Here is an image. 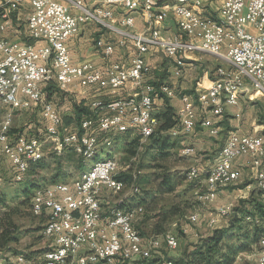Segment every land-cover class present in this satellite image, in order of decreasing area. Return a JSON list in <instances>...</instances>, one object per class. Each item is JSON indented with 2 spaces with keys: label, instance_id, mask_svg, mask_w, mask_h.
Instances as JSON below:
<instances>
[{
  "label": "built area",
  "instance_id": "1",
  "mask_svg": "<svg viewBox=\"0 0 264 264\" xmlns=\"http://www.w3.org/2000/svg\"><path fill=\"white\" fill-rule=\"evenodd\" d=\"M27 1L30 12L27 18L29 37L33 44L11 43L0 39V86H7V93H0V104L9 110L0 123V146L10 162L14 180L22 181L29 159L43 156L42 140H51L53 151L60 155L64 143L78 142V149H72L81 158L87 151L97 147L98 141H105L108 134L137 133L140 144L149 140L159 125L153 121L155 101L153 92H161L167 98L178 96L181 106L177 110L179 124L171 134L190 135L197 128L208 129L216 136L212 119L202 114L222 116L227 107L241 104L239 95L233 94V87L248 90V98H256L258 82H264V0H217L213 10L209 0H191L190 11H183V4L176 0H95L89 7L85 0H2L0 20L3 30L9 24V14ZM133 8V15L118 18V10ZM139 8H147V15H140L148 29L135 31V18ZM207 17H218L224 22V29L206 25ZM93 21L114 34L117 42L106 38L95 42L96 49L106 59L101 68L90 62L75 64L72 61L68 41L75 36L83 22ZM173 21L177 28L174 35H166L167 23ZM44 42L45 45H37ZM132 44L134 55L126 62H112L116 46ZM37 43V44H36ZM153 50L159 51L175 61L172 75L180 79L188 55L208 51L219 54L226 66L214 71V83L208 87L197 83L195 94L177 89V82L155 87L148 79L151 67L146 56ZM16 66L14 76H5V68ZM55 86L60 91L72 86H105L114 92L128 90L129 95L115 102L92 104L93 112L82 116L74 127L64 123L56 104L47 97L45 88ZM172 86V87H171ZM39 109L42 124L29 126L28 130L12 134L13 113L18 110ZM240 114H237L239 117ZM123 123H130V130H123ZM37 130L36 133L32 132ZM31 131V132H30ZM263 134H241L230 132L224 146L227 154L221 156L219 167H212L211 178L205 179V193L199 199L211 202L219 189L240 181L241 172L234 162L244 156L252 159L256 169V188L264 196V147H259ZM193 147H185L181 154H194ZM115 159L112 163H117ZM100 168L93 179H101V187L91 189V183H66L50 185L35 191L31 209H39L45 216L42 236L55 247V255L29 258L26 254H10L8 261L15 264H124L125 261L150 259L152 250L158 248L159 240L146 241L135 228L134 222L144 213L133 210L132 214L115 213L105 215L96 208L97 197L114 194L116 174L109 175V165ZM193 168L195 178L197 167ZM133 192L137 174L132 173ZM119 200L118 203H123ZM231 211L224 206L217 209L211 219L216 223L219 217H228ZM258 217H256V220ZM196 223L194 214L189 219ZM165 243L171 249L178 246L176 237L167 234ZM80 249H93V257L79 258ZM257 264H264L263 245L258 246ZM161 264H176L164 260Z\"/></svg>",
  "mask_w": 264,
  "mask_h": 264
},
{
  "label": "rangeland",
  "instance_id": "2",
  "mask_svg": "<svg viewBox=\"0 0 264 264\" xmlns=\"http://www.w3.org/2000/svg\"><path fill=\"white\" fill-rule=\"evenodd\" d=\"M209 4L213 10H215L219 3L217 0H209L208 5ZM127 45L132 47L130 42H127ZM129 53L131 54L132 52ZM195 55H197L201 62L200 64L203 65L202 67L200 66L199 77L203 73L202 69L204 66L207 67L210 74L211 71H215L214 69L218 66H226L225 62H223V57L219 60L217 57L208 55L204 52L195 53ZM130 57H132V54ZM170 65L173 66L174 64L167 59L163 61V71L161 72L163 73V78L167 77L168 67ZM189 66H186L185 69L195 68L194 65L191 67ZM170 78L169 81L165 79L167 81L166 84L172 85L173 81L178 84V82L184 78V75H182L180 79H174L171 76ZM208 85L209 83L206 81L205 86ZM259 89L260 88H258V90ZM240 91L241 90H239L236 95L240 96L241 94H246L244 91ZM54 92H58L59 94L62 93L59 89H53V93ZM64 95V97L69 100V97H66V94ZM61 96H63V94H61ZM254 97L256 98H253L254 100L252 101L243 97L241 98V103L255 105L260 111L259 116H264V98L260 97L259 94ZM52 101L56 104L62 118L64 117L63 114L69 112L66 109L69 107L68 103L73 107L76 102L74 98L70 99L66 102L67 105L65 107L63 105L65 104L64 99H58V96L53 98ZM60 109H64L65 111L61 112ZM7 110H9L7 107L0 104V123L4 119ZM32 110H36L34 112L36 117L27 121L25 115ZM39 124H42L39 109L18 110L13 113L12 130L16 128L21 131L23 129L28 130L29 126L33 128V126L37 127ZM131 135V133L106 135L105 141L98 142L96 158L103 160L108 157L116 158L122 168L123 166L130 164L129 173L137 174L135 185L139 188V191H132L130 188V186L133 185L132 181L131 183L125 184L121 189L115 188L114 194L106 193L105 197H99L101 209H103V213L108 216L114 207L117 209L127 206H142L144 213L134 222L135 228L146 241L159 240L158 248L152 250V257L150 259L145 260L134 258L133 260L125 261L124 264H151L153 260H159L157 264H161L164 260H171L173 262L177 261L181 259L187 251H192L196 245L200 244V240L207 237L212 228L218 224L211 222L213 217L209 214L213 213V215H217V209L219 208L218 193L222 188L217 192L214 201H201L199 195L205 193L204 181L206 174L203 173L200 178L198 177L195 181H189L186 175L188 170L192 167H197L201 170L205 169L202 165L204 160L208 159L211 163L206 169H209L219 154L216 155L213 152L198 151L193 146H190L195 149L192 156H188L189 154H181V151L185 146L181 145L178 140L180 134L178 136H173L171 132L169 138L170 148L168 150L164 152H161L159 149L148 151L147 148L149 146V141L140 144V138L138 135V144L131 146L133 138L135 139V137H132ZM41 146L42 149H44L42 159L45 160L46 168L37 170V175L34 177L36 181H33V183V177L28 171L29 164L27 165L28 172L26 171L23 180L20 182L14 180L13 168L4 156L0 146V223L5 226L11 224V228L16 230L18 236L17 242L8 244L4 247V250H0V264H15L14 262L8 261V255L10 254L21 255L22 252H40V254H34L35 257L33 258H40L43 255V253L49 248V242L41 233L46 218L45 216H38L32 213V196L35 191L40 188H46L50 185H56L59 183L73 182L96 161V158L90 161H84L71 149L65 150L69 152L71 151V157L68 155L57 157L53 154L54 151L51 140H42ZM133 149H137L138 152H136L137 158H133V163L131 164L130 160L136 153L131 155L128 151H133ZM200 156H203V161L201 162L199 161ZM194 158L195 161L190 160ZM196 159L199 160L196 161ZM80 163L83 164L82 168L79 167ZM215 164L213 166H215ZM138 172L140 173L138 174ZM169 174H176L179 178L186 176V179L184 178V180H182V177L181 183L174 187V191L164 192L162 191L161 184L164 181V176H169ZM59 175L60 178L56 182L51 181L53 176ZM255 191H257V197L260 198L261 192L257 188ZM119 200H123L124 202L118 203ZM250 207L255 210L253 205H250ZM248 210L251 209L249 208ZM193 214L198 215V221L196 223H192L189 220L190 216ZM231 214H233V211ZM222 218L224 217H219L218 220L220 221ZM229 218H231V215L228 216V219ZM226 222L227 221H224V223ZM245 222H249L247 221V218L245 219ZM251 228L252 227L249 224H245L243 227V225L239 223L236 225L235 229L228 233L226 239H224L222 246L225 244L235 245L233 251L230 253L233 264H257L256 256L260 236L254 240L252 236L247 238L245 233L247 231L250 232ZM167 234H172L176 237L178 241L177 248L171 249L167 246L164 240V237ZM243 246L244 248L241 249ZM225 251L227 252L226 249ZM218 257V255L215 256V259Z\"/></svg>",
  "mask_w": 264,
  "mask_h": 264
},
{
  "label": "crops",
  "instance_id": "3",
  "mask_svg": "<svg viewBox=\"0 0 264 264\" xmlns=\"http://www.w3.org/2000/svg\"><path fill=\"white\" fill-rule=\"evenodd\" d=\"M157 1V0H155ZM85 3L89 7L95 6V0H85ZM180 0H176V4H180ZM2 4V0H0V6ZM142 8H139V15H136L135 18V31L136 32H143L148 29V23L140 16L142 15ZM30 12V6L27 1H24L20 8L16 11H12L9 14V24L5 26L3 30L0 29V39L6 40L11 43H18V44H33L35 41H33L29 37V32L27 28V18L28 14ZM127 10H118V18H121L124 13H126ZM133 15V12L131 13ZM214 20L220 22V18L218 17H210ZM3 24V22L0 20V25ZM177 32V28L175 26V23L173 21H169L166 26V30L164 31V34L166 35H174ZM106 38L110 42H117V37L106 31L104 28H102L99 24L93 21L83 22L80 24L79 29L74 37H72L67 45L71 52L72 61L75 64H80L82 62H90L93 64L95 68H101L106 62V59L102 56V54L96 49L95 42L98 39ZM37 44V43H36ZM37 45H45L44 42H39ZM132 52V56L134 55L133 48L131 46H124L119 47L116 46L115 54L109 58V61L114 62H126L128 61L130 57V53ZM208 54V51H201V53ZM217 57L219 60L222 59L221 55L219 54H208ZM169 60L171 63L175 64V61L173 59H170L166 57L164 54L160 53L159 51L153 50L150 54L146 56V61L151 67V73L148 76V79L152 82H160L161 84L166 83L171 78H173L172 71L174 65H170L168 67V73L167 77L163 78V61ZM197 55L190 54L188 55V59L185 62V66L183 69V75L184 78L178 82L177 89L182 92L191 93L194 94L197 90V83L201 82L203 86H205L206 81L211 83L213 78H211L212 71L210 74V71L207 70V67L204 66L202 69V75L199 77V69L200 66L203 65L200 64ZM190 65V66H189ZM192 65L195 66V68H188L185 69L186 66L191 67ZM198 67V68H197ZM197 71V72H196ZM155 73V74H154ZM170 73V76H169ZM199 77V78H198ZM214 77V76H213ZM197 78V79H195ZM167 81H166V80ZM175 82V81H173ZM172 82V83H173ZM208 85V86H209ZM205 86V87H208ZM239 90L244 91L246 94H241L239 96V99L246 97L248 100L252 101L253 98H248V90L245 88L237 87V94ZM240 91V92H241ZM259 92H263L262 90H258ZM59 92V91H58ZM54 92L53 90L48 93V98L50 100H53L56 96H58V99H64L63 104L66 107V102L70 99H75V104L73 107L70 106L66 108L69 112L67 114H63V121L66 125L74 127L78 124L79 119L76 115V108L83 107L85 108V114H91L94 110L92 108V104L96 102H101L103 104H109L112 102H115L119 98H125L129 95L128 90H122L119 92H114L110 90L109 88L105 86H93V87H79V86H72L68 88L67 90L62 91V93ZM63 94V96H61ZM64 94H66V97H69V100L65 98ZM155 109L157 113L163 110L164 103L163 99L161 97L155 98ZM170 105L174 108V110L177 112L178 108L181 106V102L178 98V96L174 98H170ZM245 105V106H244ZM61 112L65 111L64 109H60ZM36 110H32L27 112L25 115L27 121L31 118H35L34 112ZM157 113H153V115H157ZM259 109L256 108L253 104H243L241 103L238 107H227L224 110V113L222 116L216 117L212 116L210 114H202L203 118H210L213 121V124L217 128L216 136H211L208 129L203 128H197L194 130V132L190 135L181 134L179 135L178 140L180 141L181 145H184L185 147L193 146L198 151H204V152H213L214 154L218 155L222 149V147L225 144V141L232 131H238L241 134H263L264 135V123L261 121V116H259ZM237 114H240L239 117H237ZM84 116V115H82ZM81 116V117H82ZM68 117V118H66ZM220 133V134H219ZM132 137H137V133H131ZM264 137V136H263ZM134 139V138H133ZM222 140V142H221ZM189 156V155H188ZM183 157V156H182ZM203 156H200V160L196 159V161H203ZM218 156L214 160V163L210 166V168L215 164ZM191 161H195L194 159H190ZM210 160H204L203 167L205 169L201 170L199 169V178L200 176L205 173V179L207 178L209 169H206V167L210 164ZM264 165V160H263ZM234 167L237 168L241 172V179L239 182L229 185L226 187H223L221 191L218 193V207L224 206V208L231 211V208L240 207L243 202H246L244 204V207L247 209H251L249 211H252L254 213V218L251 217L250 220H255L257 217V214H255V210L250 207V205H254L247 203L251 199H256L257 201L264 203V196L261 192L260 198L257 197V191L255 186V180H256V169L253 167L252 159L249 156H244L239 159H237L234 162ZM206 172H205V171ZM199 180V179H198ZM257 197V198H255ZM220 205V206H219ZM217 207V208H218ZM216 208V209H217ZM224 209V210H226ZM227 210V211H228ZM210 216L214 217L213 213L209 214ZM233 214H231L232 218ZM228 217L222 218V220H217L216 223H218L216 226H214L211 230V232L216 228H223L228 225L229 220L231 219ZM213 219V218H212ZM225 219V220H224ZM224 221H227L224 223ZM255 220V222H257ZM215 223V224H216ZM224 223V224H223ZM259 224H262V222H259ZM210 232V233H211Z\"/></svg>",
  "mask_w": 264,
  "mask_h": 264
},
{
  "label": "trees",
  "instance_id": "4",
  "mask_svg": "<svg viewBox=\"0 0 264 264\" xmlns=\"http://www.w3.org/2000/svg\"><path fill=\"white\" fill-rule=\"evenodd\" d=\"M215 70V69H214ZM213 73L211 75V78H213ZM162 81L160 82H152V84L155 87H159L161 85ZM53 89H58L55 86H47L45 88V92L48 93L51 92ZM191 94V93H189ZM163 99L164 107L163 110L157 113L156 118L159 121V125L156 128L154 134L149 138V146H148V151L154 150V149H159L161 152H164L170 148V131L174 128H176L179 124V119L177 112L174 110V108L170 105V98H167L163 95H161V92H153V99L159 98ZM76 115L77 118L80 119L82 118V115H87L85 114V108L83 107H77L76 108ZM78 121V122H79ZM261 121L264 122V116H261ZM24 129L21 131L20 129H11V133H20L23 132ZM31 132V131H30ZM32 132L36 133L37 130H33ZM139 137V136H138ZM138 137L132 140L131 146L134 144H138ZM137 146V145H136ZM138 149V147H137ZM137 149H133V151L129 150V154L133 155L136 152H138ZM65 151V150H64ZM71 151H65L60 155H57L55 152L53 154L57 157H63L65 155H68L71 157ZM131 158V157H130ZM137 158V153L131 158ZM97 159V158H96ZM130 160V161H131ZM133 162H131L132 164ZM28 164H26L27 166ZM79 167L82 168L83 164H79ZM45 160L44 159H39V160H29V168L28 171L32 175V183L33 181H36L34 178L37 175V170H42L45 169ZM27 171V169H26ZM27 171V172H28ZM187 176V175H186ZM186 176L178 177L176 174H169V176H164V181L161 184L162 185V191L164 192H171L174 191V187H176L178 184L181 183L184 178L186 179ZM60 178L59 176H53L51 178L52 182H56ZM117 179H122L125 184L131 183L132 181V176L125 174L122 176L117 177ZM182 179V180H181ZM161 192V191H160ZM244 204L246 202H243ZM240 207H235L233 208V216L229 220L228 225L223 228H216L214 229L207 237L202 238L200 240V244L196 245L195 248L192 251H187L183 257L177 261H174L176 264H233V260L230 257V253L233 251V247L235 245L233 244H225L222 246V243L224 239H226L228 233L235 229L236 225L241 223L243 227L245 224L251 225V231H247L245 234L247 238L249 236L253 237L254 239H257L258 236L262 237L264 235V203H261L257 201L256 199H251L247 203H254V208H255V214H257L258 221L255 222V220H250L249 222H245V219L248 217L251 219L254 218V213L252 211H249L246 207H244V204ZM240 215V216H238ZM249 220V219H248ZM259 222H262V224H259ZM9 225V226H8ZM4 225L0 223V250H4L5 246L11 243H15L18 241L17 239V233L14 228H11V224ZM11 225V226H10ZM249 229V228H247ZM259 237V238H260ZM222 247V248H221ZM244 246L241 248L243 249ZM227 250V252L225 251ZM26 254L29 258L35 257L34 254H40V252H22ZM19 254V253H17ZM22 255V254H21ZM219 256L217 259H215V256ZM148 260V259H147ZM159 260H153L151 264H157Z\"/></svg>",
  "mask_w": 264,
  "mask_h": 264
},
{
  "label": "bare ground",
  "instance_id": "5",
  "mask_svg": "<svg viewBox=\"0 0 264 264\" xmlns=\"http://www.w3.org/2000/svg\"><path fill=\"white\" fill-rule=\"evenodd\" d=\"M180 4H183V11H190V4H191V0H180ZM127 12L124 13L122 15L121 18H128L129 15H131V13L133 12V8H126ZM142 15H147V8H142ZM206 25L207 26H211L214 29H224V22L223 21H216L213 18L207 17L206 18ZM16 74V66H9L8 68H5V76H14ZM214 83V80L211 82ZM258 88H260V90H262L264 92V82H258ZM237 87H233V94L236 95L237 92ZM0 93H7V86H0ZM153 121H158V119L153 115ZM123 130H130V123H123ZM217 133V131H216ZM173 136H178L177 134H172ZM99 142V141H98ZM98 142H97V146H98ZM259 147H264V137H261L259 139ZM42 149V146H41ZM68 149H78V142L76 141H69L68 143H64V150H68ZM96 149L97 147L87 151L86 155H84L82 157V159L84 161H90L94 158H96ZM224 154H227V146H223L215 166L213 167H219V163L221 162V156H223ZM43 156H36L34 158H31L29 160L32 161H36L41 159ZM116 158H106V159H96V161L94 162L93 165H90L89 169L86 170L85 172H83L81 174V176L74 180V183H78V184H89L91 183V189H98L101 186V179H93L94 175L98 173L100 168H104L106 165L112 163L113 160H115ZM132 162V160L130 161V163ZM133 168V167H132ZM26 169L27 166L25 167V173H26ZM129 169H130V164H127L126 166H123V168L120 166L119 162L117 163H113L109 165V175H116V174H128L131 175L129 173ZM138 170V169H137ZM140 170V169H139ZM141 172V171H140ZM138 172V174L140 173ZM212 175V169L209 171L207 178H211ZM122 176V175H116V186L115 188L117 189H121L124 187L125 182L122 179H117V177ZM187 176H193V168H190V170H188L187 172ZM199 177V170L197 169V173H195V178H191V180L189 181H195L197 178ZM18 182V181H17ZM20 182V181H19ZM132 183H133V176H132ZM66 183H59L56 185H65ZM96 208L97 209H101L100 206V199L99 197H97L96 199ZM133 210H143L142 206H127L124 208H117L115 209V213H123V214H132ZM227 211V210H224ZM32 213L35 215L40 216L41 215V211L39 209H32ZM194 218H198L197 214H194ZM250 219V218H248ZM256 220V219H255ZM263 245V249H264V235L262 237L259 238L258 240V246ZM48 255H55V247H49L48 248ZM45 256V252L43 253V255L41 257ZM86 257H93V249H80L79 250V258H86ZM94 264H101V263H94Z\"/></svg>",
  "mask_w": 264,
  "mask_h": 264
}]
</instances>
